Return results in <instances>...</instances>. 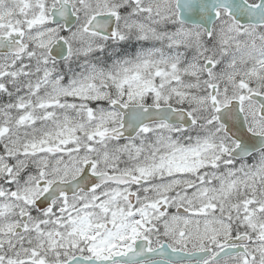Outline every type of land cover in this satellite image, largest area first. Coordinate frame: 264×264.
<instances>
[{
  "label": "snow or ice",
  "instance_id": "1",
  "mask_svg": "<svg viewBox=\"0 0 264 264\" xmlns=\"http://www.w3.org/2000/svg\"><path fill=\"white\" fill-rule=\"evenodd\" d=\"M0 264H264V0H0Z\"/></svg>",
  "mask_w": 264,
  "mask_h": 264
}]
</instances>
